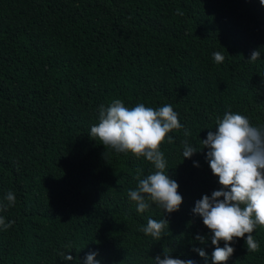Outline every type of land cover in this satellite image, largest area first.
I'll return each mask as SVG.
<instances>
[{
    "label": "trees",
    "instance_id": "obj_1",
    "mask_svg": "<svg viewBox=\"0 0 264 264\" xmlns=\"http://www.w3.org/2000/svg\"><path fill=\"white\" fill-rule=\"evenodd\" d=\"M115 99L179 114L184 129L161 147L179 211L138 212L127 192L154 166L90 137ZM229 111L264 129L260 0H0V217L15 221L0 226V264H84L92 252L101 264H155L164 250L212 264V234L193 209L221 187L201 139ZM185 139L199 151L190 159ZM149 218L169 220L159 241L140 230ZM252 235L259 251L239 238L227 264H264V228Z\"/></svg>",
    "mask_w": 264,
    "mask_h": 264
},
{
    "label": "clouds",
    "instance_id": "obj_2",
    "mask_svg": "<svg viewBox=\"0 0 264 264\" xmlns=\"http://www.w3.org/2000/svg\"><path fill=\"white\" fill-rule=\"evenodd\" d=\"M260 3L264 5V0ZM177 14L182 13L178 10ZM213 56L217 63L225 59L220 52H215ZM259 57L260 51H253L250 60L254 62ZM181 129L184 125L171 104L159 108L143 103L126 107L122 100L115 99L107 107L100 106L98 123L91 126L90 137L118 153L130 152L137 158L143 157L154 166L155 171L147 176H142V169H137V186L127 192L138 212L144 213L153 204L167 214L180 210L183 203L180 186L166 171L167 161L161 147L164 143L173 142L169 133ZM184 135L191 136V132L184 130ZM201 143L202 150L209 149L207 160L221 187L214 190L211 196L205 194L197 200L193 212L202 217L203 224L212 234L211 243L215 245L212 264H227L235 252L232 245L239 238L246 237L248 252L260 249L252 234L258 227L264 228V129L253 126L248 117L229 111L217 120L215 130L208 131L207 138L201 139ZM182 145L184 159H190L199 152L187 139L182 141ZM196 166L199 167V164L196 163ZM6 200L9 206L14 205L15 194L9 191ZM14 223H6L5 218L0 217V226L5 230ZM169 226L167 218H149L140 230L159 241L166 235ZM196 239L202 243L205 241L199 235ZM194 251L205 261L208 260L204 250L196 248ZM59 255L62 260L74 259L65 252ZM97 255V252L89 253L84 264H101L96 259ZM153 259L155 264H196L191 259L172 258L165 250L163 258L158 255Z\"/></svg>",
    "mask_w": 264,
    "mask_h": 264
}]
</instances>
